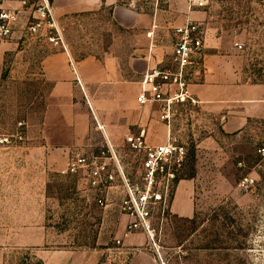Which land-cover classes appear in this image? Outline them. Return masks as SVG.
Instances as JSON below:
<instances>
[{
	"label": "rangeland",
	"instance_id": "obj_1",
	"mask_svg": "<svg viewBox=\"0 0 264 264\" xmlns=\"http://www.w3.org/2000/svg\"><path fill=\"white\" fill-rule=\"evenodd\" d=\"M50 2L59 28V0ZM30 6L31 12H21V25L13 36L0 41V138L24 134L22 142L0 146V174L39 170L38 159H27L25 148L41 144L44 113L53 104V83L46 78L42 63L59 46L48 41L50 30L42 36L28 33L36 4ZM206 10L216 28L226 33L224 38L242 45L245 80L264 84V0H211ZM80 18L60 26L63 42L77 58L100 57L114 39L122 37L108 10ZM172 124L173 134L187 147L179 179L195 184V216L187 219L167 211L162 222L155 214L153 241L144 236L140 245H127L135 250L123 262L264 264V156L258 153L264 147V122L227 132L220 119L204 115L198 107L175 104ZM89 143L79 155L97 154L105 148L98 135ZM116 155L127 177L134 180L141 171V157L128 148ZM247 176L255 179V185L245 191L239 185ZM80 177L48 171L45 220L54 239L47 247L94 250L102 248L99 238L103 237L106 249L113 245L116 234L112 231L117 229L103 227L104 210L97 200L77 190ZM7 214L0 212L3 264H42L32 250L9 244L13 231L3 221ZM105 255L106 250L103 261Z\"/></svg>",
	"mask_w": 264,
	"mask_h": 264
},
{
	"label": "crops",
	"instance_id": "obj_2",
	"mask_svg": "<svg viewBox=\"0 0 264 264\" xmlns=\"http://www.w3.org/2000/svg\"><path fill=\"white\" fill-rule=\"evenodd\" d=\"M196 1L191 5L190 0H135V5L130 6L127 0H59V26L108 10L122 37L114 39L100 57L77 58L65 45L66 50L59 47L44 59L45 76L53 83V104L44 113L41 144L25 148L27 159H38L39 170L0 174V212L8 213L3 221L13 231L9 244L32 250L42 264L103 262L106 237L99 238L102 248L94 250L47 247L54 238L45 220L48 171L66 174L70 160L91 146L89 140L95 135L103 146L109 142L115 152L127 148L128 136L142 131L148 145L165 144L169 137L177 138L172 124L175 104L198 107L204 115L220 119L227 132L242 130L251 122H264V84L245 80L243 58L235 47L238 42L224 38L226 33L216 28L206 10L211 0ZM0 4L20 13L32 9L23 0H0ZM188 22L198 23L205 30L204 47L195 58L187 81V91L196 104L176 101L168 112L164 103L139 105L143 76L154 69L172 67L176 29ZM169 90L171 94L175 88ZM164 114H169L168 120L162 119ZM77 175L81 176L77 188L81 196L87 194L96 200L84 175ZM122 190L120 182L113 185L104 193L108 206H98L104 210L103 227L117 229L112 231L114 238L122 236L128 222L119 209ZM195 190L193 181L180 180L170 212L192 219L196 211ZM144 236L131 235L126 245H140Z\"/></svg>",
	"mask_w": 264,
	"mask_h": 264
},
{
	"label": "built area",
	"instance_id": "obj_3",
	"mask_svg": "<svg viewBox=\"0 0 264 264\" xmlns=\"http://www.w3.org/2000/svg\"><path fill=\"white\" fill-rule=\"evenodd\" d=\"M130 6L135 5V0H127ZM36 4L32 13L33 23L28 28L31 36H42L50 30L48 41L53 46L66 50L63 42V31L56 24L52 3L50 0H27ZM23 0V4L27 3ZM191 5L197 3L190 0ZM21 13L16 9L4 8L0 4V41L10 39L15 30L21 25ZM176 42L174 44L172 67L167 69H154L146 73L142 80V90L138 97L141 106L154 103H164L168 108L176 101L191 99L187 91V81L190 71L195 67V58L204 47L205 30L194 22H188L176 29ZM237 50L243 49L239 43L235 44ZM170 87L175 91L170 94ZM162 119H169V114H164ZM19 127H23L22 124ZM24 134L6 135L0 138V146L8 147L14 142H22ZM127 148L141 157V171L134 180L127 177L120 165L114 148L109 142L97 154L88 156L76 154L70 160L67 173H82L90 189L95 192L98 206L106 208L108 199L105 191L118 182L123 190L119 204L120 212L128 218V222L121 237L114 238L113 245L106 249V261L101 264H125L124 259L135 249L126 245V239L138 233L144 234L153 241L154 215L159 213L161 221L169 210L172 197L180 173L187 159V147L181 144L176 137L162 145L150 146L147 144L145 132L128 136ZM264 156V147L258 149ZM255 179L247 176L240 182V188L247 191L254 187Z\"/></svg>",
	"mask_w": 264,
	"mask_h": 264
},
{
	"label": "trees",
	"instance_id": "obj_4",
	"mask_svg": "<svg viewBox=\"0 0 264 264\" xmlns=\"http://www.w3.org/2000/svg\"><path fill=\"white\" fill-rule=\"evenodd\" d=\"M179 180H181V179H178V182H179ZM178 182H177V183H178ZM172 198H173V197H172Z\"/></svg>",
	"mask_w": 264,
	"mask_h": 264
}]
</instances>
